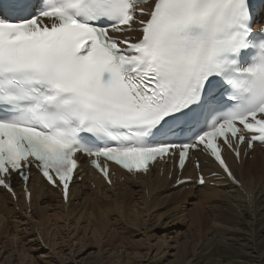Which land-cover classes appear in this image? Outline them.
Instances as JSON below:
<instances>
[{"label":"snow or ice","instance_id":"obj_1","mask_svg":"<svg viewBox=\"0 0 264 264\" xmlns=\"http://www.w3.org/2000/svg\"><path fill=\"white\" fill-rule=\"evenodd\" d=\"M256 143L264 14L253 0H0V187L13 191L12 173L27 184L35 165L67 203L78 153L111 184L108 162L147 173L178 157L183 170L192 150L239 186L223 152L239 161ZM243 207L254 212L255 198ZM203 223L193 215V230Z\"/></svg>","mask_w":264,"mask_h":264},{"label":"bare ground","instance_id":"obj_2","mask_svg":"<svg viewBox=\"0 0 264 264\" xmlns=\"http://www.w3.org/2000/svg\"><path fill=\"white\" fill-rule=\"evenodd\" d=\"M198 157L207 188L173 186L179 177L168 167L162 177L153 171L136 180L112 170L110 185L83 169L67 207L31 167L29 202L17 180L16 200L0 191V264H192L193 255L207 264L199 255L212 251L223 264H264V147L242 150L239 161L225 148L239 187L206 154ZM182 177H196L188 163ZM193 191L210 201L206 210L193 203ZM250 197L254 212L243 207ZM200 214L204 223L193 230L191 219ZM197 234L210 239L196 242ZM105 243L111 255L101 254ZM85 249L93 251L84 256Z\"/></svg>","mask_w":264,"mask_h":264},{"label":"rangeland","instance_id":"obj_3","mask_svg":"<svg viewBox=\"0 0 264 264\" xmlns=\"http://www.w3.org/2000/svg\"><path fill=\"white\" fill-rule=\"evenodd\" d=\"M181 232H183V231H181ZM186 233V232H185ZM187 236H186V238L187 239H191V233L190 232H188V234H186ZM198 237V238H197ZM205 239H210V236L208 237V236H206V235H201V234H197L196 235V237H195V240H197L196 242H198V241H203V240H205ZM193 243H194V241H193ZM106 244V245H105ZM105 244H103V249L104 250H106L107 249V251L106 252H102L101 254L104 256V255H107V254H110L112 251H113V248H111V246H108V244L107 243H105ZM109 248H111V249H109ZM90 251H93V250H89L88 252H90ZM88 252H87V254H88ZM107 253V254H106ZM111 255V254H110ZM203 255V256H202ZM202 255H199L201 258H208V259H212V258H217L218 259V257H217V255L212 251V252H210V253H208V254H202ZM211 255V256H210ZM112 257V256H111Z\"/></svg>","mask_w":264,"mask_h":264}]
</instances>
